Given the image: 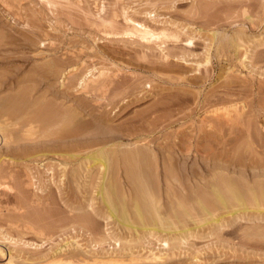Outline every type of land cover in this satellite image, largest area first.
Returning a JSON list of instances; mask_svg holds the SVG:
<instances>
[{
	"label": "rangeland",
	"instance_id": "374dc122",
	"mask_svg": "<svg viewBox=\"0 0 264 264\" xmlns=\"http://www.w3.org/2000/svg\"><path fill=\"white\" fill-rule=\"evenodd\" d=\"M263 38L264 0H0V102L23 92L31 109L40 102L55 111L56 104L79 105L83 117L107 112L115 127L137 117L132 139L162 146L155 154L169 156V149L178 172L166 184L156 170L158 179L145 188L161 211L174 204L178 229L188 227L177 238L129 231L107 217L100 170L88 175L83 166L76 182L70 174L77 164L59 157L52 143H19L40 150L28 156L0 142V264H264V208L238 218L218 210L215 216L227 217L221 224L200 227L204 216L195 201L209 206V184L219 182V172L244 187L264 182ZM27 105L22 120L31 116ZM58 121L51 131L63 126ZM243 141L251 144L244 148ZM63 142L76 141L55 145ZM118 179L123 203L133 204V187ZM132 204L125 206L132 211Z\"/></svg>",
	"mask_w": 264,
	"mask_h": 264
},
{
	"label": "bare ground",
	"instance_id": "6f19581e",
	"mask_svg": "<svg viewBox=\"0 0 264 264\" xmlns=\"http://www.w3.org/2000/svg\"><path fill=\"white\" fill-rule=\"evenodd\" d=\"M142 28V27H140ZM138 30V29H137ZM138 34L140 33L139 31ZM142 33V32H141ZM149 32H147V30H143V34L144 35H149ZM153 35V34H152ZM218 35V34H217ZM237 35V34H236ZM151 36V35H150ZM219 36V35H218ZM241 36V35H240ZM243 36V35H242ZM143 37V36H142ZM147 37V36H146ZM213 37L215 38L214 34ZM144 38V37H143ZM224 39V38H223ZM226 39V37H225ZM235 39H237L235 37ZM264 39V38H263ZM212 40V39H211ZM233 40V39H232ZM230 36H229V40L228 41H232ZM238 40V39H237ZM241 40V39H239ZM1 41V40H0ZM215 41V40H214ZM236 41V40H235ZM234 41V42H235ZM257 41V40H256ZM189 44H191V42L187 41ZM221 42V41H219ZM237 42V41H236ZM242 42V41H241ZM214 43V42H213ZM230 44V43H229ZM234 45L237 43H233ZM10 45V44H9ZM217 45V44H216ZM219 46H221L220 44H218ZM218 46V47H219ZM227 46V45H226ZM237 47V46H236ZM217 49V48H216ZM238 49V48H236ZM223 50V49H222ZM220 50V51H222ZM253 51V50H252ZM217 53V52H216ZM263 56V55H262ZM14 58V57H13ZM245 59V58H244ZM252 61V60H251ZM258 61V60H256ZM242 63V62H241ZM54 66V65H53ZM163 66V65H162ZM165 67V65H164ZM55 68V67H54ZM158 68V67H157ZM166 68V67H165ZM50 69V68H49ZM51 69H53L51 67ZM164 70V69H163ZM48 71V70H47ZM58 71V70H57ZM161 71V70H160ZM10 73V72H9ZM48 73V72H47ZM58 75L61 77V75L63 74L60 73L59 71L57 72ZM50 74V72H49ZM48 75V74H47ZM43 76V75H42ZM45 76V75H44ZM10 77V76H8ZM47 77V76H45ZM67 77V75H66ZM2 79V78H1ZM44 79V78H43ZM64 79V78H63ZM86 79V77H85ZM84 79V80H85ZM33 80V79H32ZM94 80V79H92ZM63 81V80H62ZM81 81V80H79ZM91 81V80H90ZM2 82V81H1ZM79 83V82H78ZM3 84V83H2ZM80 86L84 84V81L82 80L80 83ZM39 85V84H38ZM17 86V85H16ZM15 87V86H14ZM87 86L86 82L85 84L82 86V89H86ZM18 88V87H17ZM24 88V87H23ZM21 88V89H23ZM26 88V87H25ZM31 88V87H30ZM34 89V88H33ZM30 90V89H29ZM34 91V90H33ZM19 92V91H18ZM50 92V91H49ZM28 93V92H27ZM31 93V92H29ZM13 96V95H12ZM25 96V93L20 92L18 93L16 96L14 95L11 98H6L5 100L2 98L3 101L0 102V120L3 119V122H0V142L6 144V145H18L19 143L23 142V141H29L31 143L37 144V143H52L51 148H53L54 152H58V156L62 157V159L64 157L68 158L71 160H74V164H77L75 166V169L72 170V173L70 174V176L73 177V179L76 180V182H78L77 180H79V176H80V171L82 169V167L84 166V171L87 172H91V170L95 169V170H100L101 173V177H100V181L101 184L100 188H99V196L101 198L103 202L102 204H104L105 210L107 209V217L112 218L114 220H116L121 226L126 227V229L128 228L129 231L132 229L134 232H136L137 230H141L144 233H147L146 236L149 234H158V233H165V236L168 235H172L175 237L173 238H177V234H181V233H187L188 229H178L177 226H179L180 224V217L181 214L177 213L178 209L175 207L174 208V204H171V207H168V211H161V207H159L157 200L155 198V196L153 194H151V192L148 191L146 187L149 186L147 183L149 181H152L154 178V176H152L154 171H158L160 170V175H161V171L163 173L162 179L164 181V183H171L172 181L175 182L177 180H175L176 174H178V172L176 174H174V172H176L177 169H175V165L172 166V164H175L176 162H174L176 160L175 156H173V153H170V150L168 149L169 145L166 146L167 153L169 154V156H164L163 154V150L160 154H155L157 151H155L154 149L158 150L159 152L162 150V146L160 147H156L155 146H151V142L146 141L145 138L140 137V136H136L135 139H132V136L135 135L134 132H137V127L134 125L136 122L135 119L137 118H133L132 117V121L127 122L126 125H122V126H118L115 127L114 125L112 126V124L110 125L109 123L112 122V116H110V120L108 118V113H104L100 116H95L92 114L87 113V116L85 115L84 117H89L90 120H84V117L81 115L82 111L81 109H78L77 103H75L77 105V107L75 108V106H71L72 108H70V106L68 108H65V106L63 107V102H61L64 99H61V103L63 105H60V107L58 106L57 108V104L55 105L56 110L54 109V104L52 105H45L44 102L42 104V102L38 103V105L36 104V106H32L34 108H29V106L27 105V101L25 102L26 96L25 98H23ZM62 98V97H61ZM220 98V97H219ZM219 100V99H218ZM217 100V101H218ZM223 100V99H222ZM37 101V100H35ZM34 101V102H35ZM41 101V100H40ZM49 101V100H48ZM216 101V102H217ZM39 102V101H38ZM111 102V101H110ZM258 102V101H257ZM262 102V101H261ZM26 103V104H25ZM220 103V102H219ZM229 103V102H228ZM34 104V105H35ZM260 104V103H259ZM23 105H27L26 107L29 108L30 110V114L31 116H28L29 118H25L26 115L25 113H23L22 115L24 116V119L22 120L21 118V113L23 111H21V107ZM112 105V104H111ZM110 105V106H111ZM53 106V107H52ZM109 106V107H110ZM263 106V102L262 105ZM25 107V106H24ZM61 107H63V109H67V110H60ZM67 107V106H66ZM80 107V106H79ZM54 108V109H53ZM70 108V109H69ZM83 108V107H82ZM112 108V107H111ZM152 108V107H150ZM261 108V107H260ZM263 108V107H262ZM26 109V108H25ZM87 109V108H86ZM116 109V108H115ZM27 110V111H29ZM85 110V109H84ZM83 110V111H84ZM110 110V109H109ZM108 110V112H109ZM153 110V109H152ZM26 111V112H27ZM91 111V110H90ZM237 111V110H236ZM250 111V110H249ZM25 112V111H24ZM59 112H61L60 114H58ZM85 112V111H84ZM92 112V111H91ZM94 112V111H93ZM92 112V113H93ZM111 112V111H110ZM109 112V113H110ZM146 112V111H145ZM148 112V111H147ZM146 112V113H147ZM28 113V112H27ZM96 113V112H95ZM94 113V114H95ZM145 113V114H146ZM86 114V113H85ZM106 114V115H105ZM112 114V113H111ZM110 114V115H111ZM117 114V113H116ZM114 114L113 116L115 117ZM148 114V113H147ZM220 114V113H219ZM238 114V113H237ZM60 115V120L58 121V119H56V116ZM140 115V114H139ZM142 116V115H141ZM148 116V115H147ZM146 116V117H147ZM233 116V115H232ZM236 116V115H235ZM243 116V115H242ZM21 117V118H20ZM112 117V118H111ZM118 116L116 115V118ZM150 117V116H149ZM250 117V116H249ZM83 118V120H82ZM160 118V117H159ZM157 118V119H159ZM230 118V117H229ZM228 118V119H229ZM54 119L56 121L59 122V125L62 124L63 126H61V128L55 126L56 129L58 130H53L51 131V127H53L54 129V125L57 124L56 121H54ZM142 119V118H141ZM155 119V118H154ZM224 119V118H223ZM243 119V118H241ZM256 119V118H255ZM6 120V121H5ZM140 120V119H139ZM145 120V119H144ZM244 120V119H243ZM248 120V119H247ZM110 121V122H109ZM165 121V119H164ZM146 122V121H145ZM148 122V121H147ZM146 122V123H147ZM217 122V121H215ZM231 121H229L230 123ZM238 122V121H237ZM243 122V121H242ZM251 122V121H250ZM253 122V121H252ZM140 123V121H139ZM219 123V122H218ZM138 124V123H137ZM142 124V123H141ZM150 124V123H149ZM148 124V125H149ZM154 124V123H153ZM170 124V123H169ZM213 124V123H212ZM221 124V123H219ZM223 124V123H222ZM231 124V123H230ZM240 124V123H239ZM254 124V123H253ZM58 125V124H57ZM147 125V124H146ZM147 125V126H148ZM232 125V124H231ZM237 125V124H235ZM246 125V123H245ZM215 126V125H214ZM247 126V125H246ZM154 127V126H153ZM221 127V126H219ZM218 127V129H219ZM231 127V126H230ZM234 127V126H233ZM232 127V128H233ZM245 127V126H244ZM226 128V127H225ZM224 128V129H225ZM143 129V128H142ZM217 129V131H218ZM237 129V128H236ZM245 129V128H243ZM248 129V128H247ZM251 129V128H250ZM148 130V129H146ZM150 130V129H149ZM223 130V128H222ZM230 130V129H229ZM239 130V129H238ZM242 130V129H241ZM249 130V129H248ZM140 131V129L138 130ZM220 131V130H219ZM245 131V130H244ZM254 131V130H253ZM250 132V131H249ZM248 132V133H249ZM138 133V132H137ZM149 133V132H148ZM222 133V132H221ZM234 133H236L234 131ZM239 133V132H238ZM247 133V132H246ZM259 133V132H258ZM141 134V133H140ZM139 134V135H140ZM215 134V132H214ZM219 134V133H218ZM228 134V133H227ZM241 134V133H240ZM256 134V132H255ZM208 135V134H207ZM216 135V134H215ZM235 135V134H234ZM244 135V133H243ZM250 135V133H249ZM252 135V134H251ZM242 136V135H241ZM247 136V135H246ZM134 137V136H133ZM224 137V136H223ZM226 137V136H225ZM229 137V136H228ZM249 137V136H247ZM246 137V138H247ZM84 138V140L82 139V141L80 140H76V139H81ZM216 138V137H215ZM245 138V137H244ZM250 138V137H249ZM248 138V139H249ZM259 138V137H258ZM42 139V140H41ZM72 140L75 139L76 142L74 143H67L65 144V142L55 145L57 143H59L60 141H65V140ZM234 139V138H233ZM232 139V140H233ZM254 139V137H253ZM40 140V141H39ZM134 140V141H133ZM239 140V139H238ZM39 141V142H38ZM133 141V142H131ZM215 141V140H214ZM220 141V140H219ZM228 141V140H227ZM231 141V140H230ZM255 141V139H254ZM261 141V138H260ZM131 142V143H130ZM236 142V141H234ZM240 142V141H238ZM247 142V141H246ZM246 142L243 143L246 145ZM259 142V141H258ZM264 142V140H263ZM42 143V144H43ZM221 143V142H220ZM229 143V142H227ZM251 144V141L248 142ZM247 143V145H248ZM254 143V142H253ZM262 143V142H261ZM260 143V144H261ZM155 144V143H154ZM217 144V143H216ZM226 144V143H225ZM237 144V143H236ZM242 144V143H241ZM255 144V143H254ZM26 145V144H25ZM163 145V144H162ZM165 145V144H164ZM173 144H171L172 146ZM175 145V144H174ZM221 146V144H219ZM239 145V144H238ZM237 145V146H238ZM244 146L245 147H249V146ZM24 146V145H23ZM157 146V145H156ZM176 146V145H175ZM241 146V145H240ZM238 146V147H240ZM258 146V143H257ZM16 147V146H15ZM20 147V146H19ZM173 147V146H172ZM243 147V146H242ZM242 147L240 148L242 150ZM254 147V146H253ZM262 147V145H261ZM12 148V147H11ZM50 148V147H49ZM175 148V147H174ZM237 148V147H236ZM259 148V147H258ZM264 148V147H262ZM261 148V149H262ZM15 149V148H14ZM171 149V147H170ZM239 149V150H240ZM252 149V148H251ZM249 149V150H251ZM260 149V148H259ZM39 151V149H32V148H26V147H20V151L22 154H25L29 156V154H34L36 151ZM231 150V149H230ZM254 150V149H253ZM257 150V149H256ZM48 151V150H47ZM155 151V153H154ZM169 151V152H168ZM199 151V150H198ZM264 151V150H263ZM262 151V152H263ZM216 152V151H215ZM233 152V151H232ZM238 153V151H235ZM241 152V151H240ZM252 152V150H251ZM53 153V152H52ZM166 153V151H165ZM227 153V152H226ZM229 153V152H228ZM236 153V154H237ZM246 153V152H245ZM39 154V153H38ZM55 154V153H54ZM176 154V153H175ZM221 154V153H220ZM223 154V153H222ZM233 154V153H231ZM235 154V153H234ZM243 154V152H242ZM241 154V155H242ZM253 154V152L251 153ZM261 154V153H260ZM178 155V154H177ZM218 155V154H217ZM240 155V153H239ZM250 155V154H249ZM263 155V154H262ZM33 156V155H32ZM180 156V155H179ZM178 156V157H179ZM223 156V155H222ZM233 156V155H232ZM235 156V155H234ZM228 157V156H227ZM231 157V155H230ZM237 157V156H235ZM234 157V158H235ZM244 157V156H243ZM256 157V156H255ZM65 158V160H66ZM175 158V159H174ZM186 158V157H185ZM239 158V156L237 157ZM246 158V157H245ZM182 159V158H181ZM233 159V158H232ZM63 160V161H65ZM66 160V161H67ZM68 160V161H70ZM234 160V159H233ZM241 160V159H240ZM259 160V159H258ZM174 163H173V162ZM231 161V160H230ZM235 161V160H234ZM239 161V160H238ZM237 161V162H238ZM253 161V160H252ZM256 161V159H255ZM260 161V160H259ZM263 161V160H262ZM76 162V163H75ZM229 162V161H228ZM65 164H67L68 162H64ZM71 163V162H70ZM230 163V162H229ZM239 163V162H238ZM248 163V161H247ZM221 164V163H220ZM259 163H257L258 165ZM214 165V164H213ZM217 165V164H216ZM224 165V164H223ZM247 165V164H246ZM262 165V163H261ZM242 166V165H241ZM250 166V165H249ZM254 166V165H253ZM65 167V166H64ZM74 167V166H73ZM248 167V166H247ZM175 169V171H174ZM233 169V168H232ZM252 169V168H251ZM78 170H80L78 172ZM150 170V171H149ZM217 170V169H216ZM224 170V169H223ZM244 170V169H243ZM213 172V170H211ZM221 171V170H220ZM250 171V170H249ZM258 171V170H257ZM69 172V171H66ZM86 172V173H87ZM151 172V173H150ZM191 172V171H190ZM223 172V171H222ZM221 172V174H222ZM225 175L226 174V170L224 171ZM239 172V171H238ZM242 172V171H241ZM254 173L256 172L255 170L253 171ZM261 172V171H260ZM259 171L257 173H260ZM64 174V176L67 174H65V172H62ZM85 173V172H84ZM85 173V174H86ZM156 173V172H155ZM234 173V172H233ZM232 173V174H233ZM253 173V174H254ZM262 173V172H261ZM259 175H262V174ZM79 174V176H78ZM88 174V173H87ZM224 174V173H223ZM231 173H229L230 175ZM231 174V175H232ZM89 175V174H88ZM122 176L124 178V183L126 182L127 184H129V186L133 187V193L130 195H134L132 197L133 199V204L130 208H132V211H130V209H127V205L128 203L124 204L123 201L124 198L123 195L121 193L118 192L117 186H118V182H119V178L118 176ZM158 175V174H157ZM175 175V176H174ZM220 176L219 177V182L216 181V183H212L209 184L211 185V194L208 191L209 198H211V201H209L207 204L209 206H205V203L202 202L201 200H195L198 201L199 204V208L200 211L202 212L201 214H203L204 216V224L200 225L195 224V225H200V227H202L205 224H213V225H219V223L221 222L222 219H226L227 217H237L240 216V214H245V213H255V214H262L263 209L264 208V182H258V184L255 185L254 183V177H253V182L251 184V186H248L247 184L249 182H245L247 184H245V186L247 185V187L241 186L244 184H238L236 183V180L232 181V179H229V176L227 175H220V172L216 174V176ZM255 175V174H254ZM258 175V174H257ZM255 175V176H257ZM259 175L257 176V178L255 179H260L258 178ZM87 176V175H85ZM84 176V177H85ZM264 176V175H262ZM83 177V176H82ZM88 177V176H87ZM86 177V178H87ZM157 176H155L156 178ZM227 179H226V178ZM261 177V176H260ZM180 178V177H179ZM231 178V177H230ZM262 178V177H261ZM64 179H66L64 177ZM72 183H74V180ZM152 179V180H151ZM158 179V178H156ZM156 179H154V181H156ZM178 179V177H177ZM182 179V178H181ZM238 179V178H237ZM243 179V178H241ZM67 180V179H66ZM240 179H238L239 181ZM261 180V179H260ZM263 180V178H262ZM163 181H161L163 183ZM245 181V180H244ZM85 182V181H84ZM122 182V181H120ZM153 182V181H152ZM151 182V183H152ZM243 182V181H242ZM64 183V182H63ZM70 183V182H69ZM123 183V182H122ZM66 184V183H65ZM76 184V183H75ZM154 184V183H152ZM151 184V185H152ZM172 184V183H171ZM250 185V184H249ZM127 187V186H126ZM131 187V188H132ZM153 187V185L151 186ZM125 188V187H124ZM128 188V187H127ZM207 188V187H206ZM245 188V189H244ZM121 190V188H120ZM119 190V191H120ZM132 190V189H131ZM151 190V189H150ZM155 190V189H154ZM129 191V190H128ZM172 191V190H171ZM166 192V191H165ZM170 192V190H169ZM168 192V195H169ZM97 193V192H96ZM97 193V194H98ZM199 193L201 194V192L199 191ZM167 194V193H166ZM165 194V195H166ZM175 194V193H174ZM198 194V195H200ZM207 194V193H206ZM157 195L159 196V193H157ZM172 195V194H171ZM205 195V194H202ZM128 196V194H127ZM157 196V197H158ZM206 196V195H205ZM125 197V196H124ZM171 197V196H169ZM178 197V195H177ZM199 197V196H198ZM201 197V196H200ZM128 198V197H127ZM126 198V199H127ZM165 198V197H164ZM167 198V197H166ZM130 199V198H129ZM129 199L127 202H129ZM131 199V200H132ZM169 199V198H168ZM205 199V198H204ZM171 200V199H170ZM203 200V198H202ZM160 201V200H159ZM169 201V200H168ZM193 201V202H195ZM131 202V201H130ZM170 202V201H169ZM207 202V200H206ZM171 203V202H170ZM129 204V205H130ZM180 204V203H179ZM197 203L195 202V205ZM126 205V206H125ZM128 205V207H129ZM169 205V204H168ZM167 205V206H168ZM176 205V204H175ZM187 205V204H186ZM191 205V204H190ZM161 206V205H160ZM189 206V204L187 205ZM166 207V206H165ZM178 207V205H177ZM181 207H184V205ZM209 207V208H208ZM160 208V209H159ZM180 208V206H179ZM197 208V207H196ZM104 209V208H103ZM174 209H177L176 211ZM185 208H183L182 210H184ZM189 209V208H188ZM195 209V208H194ZM210 209L212 210V212L210 211ZM164 210V209H163ZM167 210V207H166ZM181 210V211H182ZM186 210V209H185ZM183 211V214L185 213V215L187 216L188 214H186V211ZM218 210H223V211H227L225 213L224 216H227L226 218H224L223 214L222 215H217L215 216V211L217 212ZM180 211V210H179ZM189 212V211H188ZM193 212V210L191 211ZM214 212V214H213ZM219 212V211H218ZM182 213V212H181ZM200 213V212H199ZM218 214V213H217ZM36 215V214H35ZM249 215V214H248ZM33 216V215H32ZM183 216V215H182ZM196 216V215H195ZM199 216V215H198ZM260 216V215H259ZM36 217V216H35ZM190 217V216H187ZM186 217V218H187ZM200 217V216H199ZM244 217V216H243ZM242 217V218H243ZM107 218V219H109ZM184 218V216H183ZM192 218V216H191ZM185 219V218H184ZM189 219V218H187ZM202 221V220H201ZM196 222V221H194ZM200 222V220H199ZM185 223L184 221L181 222ZM190 223V222H189ZM222 223V222H221ZM220 223V224H221ZM118 224V225H119ZM179 224V225H178ZM222 226V225H221ZM219 226V227H221ZM183 227V226H182ZM197 227V226H196ZM195 227V228H196ZM214 227V226H213ZM188 228V227H187ZM178 229V230H177ZM193 229V228H192ZM191 230V229H190ZM136 234H140L137 233ZM159 234V235H160ZM158 235V236H159ZM189 235H191L189 233ZM259 235V234H258ZM137 237L141 236V235H136ZM152 237L154 235H151ZM171 236V238H172ZM184 236V234H183ZM188 235L186 234L185 237H187ZM249 236V235H247ZM145 237V236H144ZM160 237H162L160 235ZM185 237L181 238V239H185ZM157 238V237H156ZM164 238V236H163ZM168 238H170V236H168ZM180 238V236H179ZM255 238V237H254ZM253 238V239H254ZM261 238V237H260ZM161 239V238H160ZM180 239V240H181ZM264 240V238H262ZM179 240V239H177ZM117 241V240H116ZM169 241V240H167ZM183 241V240H182ZM164 242V241H163ZM172 242V241H171ZM166 243V240H165ZM164 244V243H163ZM168 245V244H167ZM259 246V245H258ZM168 247V246H167ZM171 246H169L168 248H170ZM175 248V247H174ZM258 248V247H257ZM259 249V248H258ZM72 255V254H71ZM68 256V255H67ZM63 257V256H62ZM64 257H66V255H64Z\"/></svg>",
	"mask_w": 264,
	"mask_h": 264
}]
</instances>
